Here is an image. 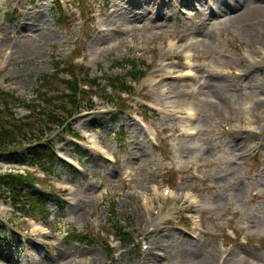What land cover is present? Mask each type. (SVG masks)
Listing matches in <instances>:
<instances>
[{
	"label": "rangeland",
	"instance_id": "1",
	"mask_svg": "<svg viewBox=\"0 0 264 264\" xmlns=\"http://www.w3.org/2000/svg\"><path fill=\"white\" fill-rule=\"evenodd\" d=\"M164 1L171 9L164 10ZM110 2L0 0V90L33 107L32 111L17 104L11 110L15 119L46 125V115H40L43 112L38 108L45 104L41 98L36 101L37 91L41 78L56 74V62H61L59 68L67 73L73 57L79 56L74 62L85 73L84 79L103 82L92 89L99 97L88 103L82 101L84 107L68 122L80 141L67 137L66 129L59 126H53L44 136L55 141V153L59 155L51 174L24 166L31 159L28 147L12 156H0V175L32 174L35 188L52 197L42 207L48 210V220L39 210L0 199V264H76L72 259L83 264H141L154 248L150 240L156 238L153 252L161 254L160 264H183L187 251L206 256L217 251L216 256L223 254L224 258L232 252L236 260L247 257L264 264V120L251 110L230 120L216 117L211 121L205 99L216 91L212 80L198 94L191 87L200 83H192L190 78H185L191 80L188 82L168 79L157 85L170 68L184 70L172 54L183 64L185 53L190 52L197 55L201 74L206 76L208 71L219 78L225 87L223 93L228 90L227 98H240L239 104L244 107L257 105L255 101L264 98L260 90L264 86L259 85L264 83V65L242 75L244 57L250 55L253 46L241 33L224 29L222 24L200 27L197 10H188L191 19L172 15V9L179 10L182 0H156L137 8L142 18L139 24H129L136 31L125 47L92 53L93 29L111 11ZM59 5L65 13L61 18L56 15ZM159 11L168 16L158 18ZM260 31L258 27L256 33ZM204 33L218 36L217 51L198 47L194 53L186 49L203 39ZM175 42L183 44L185 51L171 48ZM263 56L264 49L260 53ZM133 63L145 74L136 84L128 77ZM70 74L60 78L73 79ZM107 78L125 80L133 87L122 110L108 98L117 102V94L110 88L107 94L103 91ZM137 113L145 117V122ZM192 116L193 121L189 118ZM121 128L124 136H120ZM182 134L187 136L182 138ZM95 139H100L106 153L92 148ZM243 140L247 141L246 149L240 145ZM239 149L243 152L237 157ZM165 189H171L177 197L166 198ZM29 193L35 195L34 190ZM187 193L193 194L199 204H193ZM26 213L31 216L26 218ZM111 223L131 228L139 239L133 251H120L119 243L108 236L113 231ZM154 229L158 233L147 239ZM75 230L97 242L65 239ZM109 245L119 253L112 256Z\"/></svg>",
	"mask_w": 264,
	"mask_h": 264
},
{
	"label": "bare ground",
	"instance_id": "2",
	"mask_svg": "<svg viewBox=\"0 0 264 264\" xmlns=\"http://www.w3.org/2000/svg\"><path fill=\"white\" fill-rule=\"evenodd\" d=\"M155 1L156 0H111V11L107 13L99 25L93 29L95 36L93 47L95 49L91 50L92 53L101 54L107 50L109 51V49H113L114 47H125L130 39H134L133 33L136 31V28H131L129 24H139L142 18V15L137 11V8ZM169 9H171L170 3L164 1V10ZM172 10V15H176L179 18H190L192 15L190 16L188 10H197L196 12H198V15L201 17V24L199 25L200 27L215 28L219 24H222L224 29L234 30L238 34L241 33L243 40L253 46V48L250 50V55L244 57L246 63L243 65V76H246L250 72H255L263 67L264 56L260 57V53L261 50L264 49V0H182V6L179 8V10ZM33 15L35 16L36 14ZM39 15L40 14H38V16ZM167 16L168 14L165 11L158 12V18L165 19ZM114 26H116L115 29L113 28ZM258 27H260L261 31H263L262 33H260L261 31L259 34L256 33V29H258ZM197 33L200 32L197 31ZM156 35L157 37L161 36L158 33ZM261 43H263L262 49L257 47V45ZM179 44L178 50L182 49L185 51L183 44ZM219 46L220 40L216 34L204 33L203 39L191 43L186 47V49L192 50L194 53H196L195 49L199 47L204 51L215 52ZM170 53L172 54V51H170ZM173 56L174 55L172 54V58H177V64L179 66H183L184 70L180 71L170 68L173 70L169 69V71L166 72V75L164 74V76L161 75L159 77L160 80L157 83L158 86H161L162 82L168 79L174 80L175 82H188L192 80V83H200L198 87H191V90L195 94H198L203 89L207 88L209 80H212L213 82H216V91L213 96H211V94L205 99V102L207 103L206 112L211 121L216 117H219L222 120H230L232 117L250 113L251 110H253L251 113H254L260 119L264 120V111H262V108L264 107V98L262 99L261 97L258 101H255L256 104L258 103L257 105L251 104L249 107H244L242 104H239L240 98H235L234 96L233 98H227L226 92H228V90L223 93V88L225 89V87L223 84H220L219 78H216L213 73L205 71V73H207L206 76L200 73L197 55H195L193 60L189 63L183 64H180V59L178 56ZM187 58H190V56ZM261 72H264V68ZM185 78H190L191 80H186ZM261 79H264V76ZM259 85L264 86V83H259ZM167 86H171V84H168ZM182 87H188L190 89V86ZM167 89L169 90L168 94H170V87ZM260 90L262 93L261 95L264 96V87L263 89L260 88ZM234 95L237 96L236 94ZM200 111L202 112L201 109ZM196 117L198 118L197 121H199L201 118L200 112L197 113ZM193 118L190 117V120ZM254 133L255 132L251 131V134L254 135ZM186 136V134L181 135L182 138ZM246 142L247 141L245 140L240 142V145L244 149L248 147ZM92 148L94 150H104L100 140L93 141ZM262 149H264V145L262 146ZM238 151L239 152L236 156L240 157L243 150L239 149ZM261 182H264V175L261 176ZM186 196L192 200L193 204L198 203L197 199L193 198L190 193H187ZM150 221L156 222L155 219H150ZM156 233L158 232L156 229H154L152 232H150L151 236H147V239L150 240V238ZM157 241V238L154 241L150 240V242L154 245V248L151 247L149 249L141 264H160L161 258L159 255L161 254L156 255L153 252L155 251V245H157ZM217 253V251L210 252L206 256L201 255L200 253L197 254L196 251H187L184 258L182 259V262L183 264H214V262L215 264H257L255 261L247 257L238 258L236 260L232 252L229 253L225 258L223 257V254L216 256ZM12 258H14V256H12ZM72 261H76V264H83L82 261L79 262L76 259H72ZM16 262L20 261L17 260ZM26 262L21 261V264H26ZM86 264H88V262H86Z\"/></svg>",
	"mask_w": 264,
	"mask_h": 264
},
{
	"label": "trees",
	"instance_id": "3",
	"mask_svg": "<svg viewBox=\"0 0 264 264\" xmlns=\"http://www.w3.org/2000/svg\"><path fill=\"white\" fill-rule=\"evenodd\" d=\"M57 15H62V10ZM59 64L57 63L56 65L57 69L60 66ZM130 66L133 70L129 73L131 74V80H139L143 73L138 71V65L133 63ZM74 69L75 67L70 64L69 71L74 76L71 81L59 79L58 74L62 71H59L53 77L44 76L40 79L42 85L40 90L37 91L36 101H40L38 98L43 99L45 106L39 104L38 108H40V112H43L40 115H46V125H38L39 123L29 119L24 122L20 121V119H15L11 111L14 106L17 104L19 106L24 105L25 108H29L32 111L33 107L30 105L26 106L27 102L22 101L13 94L0 90V156L4 154L12 156L24 147H28L31 157L29 165L37 167L46 173L50 171V168L55 163L54 141L52 139H44V136L47 132L52 131L53 126H59V128H65L67 131L72 132L68 122L84 107L81 102L85 100V92L79 89ZM106 80L108 87L114 93L123 94L132 91V87L128 86L125 80L119 78ZM55 86L62 88V90L58 87H56L58 90H54L52 87ZM94 86L99 88L101 87V83L99 85L94 84ZM104 92H106V88ZM109 99L114 101L111 97ZM86 100L90 102V97L86 98ZM32 103L36 102L32 101ZM122 105L120 106L123 107ZM67 106L68 109H66ZM34 187L33 175H0V199H10L18 204L25 202L30 208L36 210L37 204L45 206L48 203L49 197L48 194L37 190L35 195L30 194V189ZM116 232L125 246L134 244L133 236H131L130 232L126 231L125 227L117 226ZM69 234L74 237L72 239L74 241L88 242L87 236L81 235L77 231Z\"/></svg>",
	"mask_w": 264,
	"mask_h": 264
}]
</instances>
